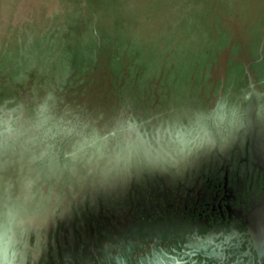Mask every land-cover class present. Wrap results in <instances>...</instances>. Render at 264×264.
Segmentation results:
<instances>
[{"label": "rangeland", "instance_id": "374dc122", "mask_svg": "<svg viewBox=\"0 0 264 264\" xmlns=\"http://www.w3.org/2000/svg\"><path fill=\"white\" fill-rule=\"evenodd\" d=\"M247 137L264 152V0H0V220L23 264L127 219L133 187L150 207L202 188Z\"/></svg>", "mask_w": 264, "mask_h": 264}, {"label": "flooded vegetation", "instance_id": "af4514ba", "mask_svg": "<svg viewBox=\"0 0 264 264\" xmlns=\"http://www.w3.org/2000/svg\"><path fill=\"white\" fill-rule=\"evenodd\" d=\"M249 145L253 138L247 137L233 170L222 159L217 170L204 176L202 188L172 186L150 207L144 192L133 187L127 219L90 221L87 233L73 245L63 232L50 234L46 247L27 245L29 257L38 251L40 264H144L154 249H163L183 256L185 264H264V152L251 151ZM208 238L212 245L198 251L190 247Z\"/></svg>", "mask_w": 264, "mask_h": 264}, {"label": "clouds", "instance_id": "9594fccd", "mask_svg": "<svg viewBox=\"0 0 264 264\" xmlns=\"http://www.w3.org/2000/svg\"><path fill=\"white\" fill-rule=\"evenodd\" d=\"M125 133H137L139 135L138 127L129 122L122 129ZM175 140L179 146V151L184 152L191 146L197 143V139L189 138L183 131H178L175 134ZM96 138L93 137L91 143H95ZM10 218L0 220V264H23V254L19 247L17 232L15 230V217L9 214ZM214 243L212 238L204 241H197L191 245L193 251L201 250L204 247L210 246ZM186 252L185 255H190ZM144 264H185L184 257L163 249H154L151 254L143 258Z\"/></svg>", "mask_w": 264, "mask_h": 264}]
</instances>
